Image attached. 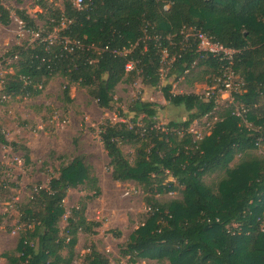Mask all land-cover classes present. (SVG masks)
I'll list each match as a JSON object with an SVG mask.
<instances>
[{
  "label": "trees",
  "instance_id": "trees-1",
  "mask_svg": "<svg viewBox=\"0 0 264 264\" xmlns=\"http://www.w3.org/2000/svg\"><path fill=\"white\" fill-rule=\"evenodd\" d=\"M33 1L46 10L38 15L44 26L39 28L26 11H16L23 28L39 35L4 54L16 58L8 65L14 70L5 76L0 99L1 93L36 97L57 74L67 81L63 94L68 101L70 85L77 84L98 107L110 109L117 84L139 78L157 87L164 66L167 76L176 77L201 67L206 83L213 84L220 62L202 56L198 40L186 35L189 28L237 51L233 69L245 90L234 94L208 135L195 138L190 126L217 107L216 97L174 94L168 84L161 87L163 97L183 106L187 119L156 127V104L137 99L129 107L132 126L106 121L99 136L112 179L134 182L147 195L143 221L119 246L129 264L145 257L157 264H264V155L252 153L264 145V106H258L264 95V0H84L81 8L64 0L62 9ZM9 23L10 12L0 0V24ZM54 29L58 34L48 38ZM140 116L142 126L136 125ZM250 121L253 127L246 125ZM0 142L16 146L2 133ZM122 144H139L133 160L124 155ZM236 154L239 159L231 165ZM211 174H217L216 180L204 183L203 176ZM80 185L99 194L97 179L81 155L62 164L47 187L32 189L20 206L24 227L18 234V256L8 255L6 264H74L77 234H97L100 226L86 219L83 207L72 208L65 228L59 226L67 190ZM5 187L0 183V191ZM175 189L181 199L157 200ZM108 232L121 236L118 229ZM86 249L80 264H112L94 243Z\"/></svg>",
  "mask_w": 264,
  "mask_h": 264
},
{
  "label": "rangeland",
  "instance_id": "rangeland-1",
  "mask_svg": "<svg viewBox=\"0 0 264 264\" xmlns=\"http://www.w3.org/2000/svg\"><path fill=\"white\" fill-rule=\"evenodd\" d=\"M63 1L45 0L48 6L59 9H62ZM1 3L10 12V23L7 26L0 24V56L4 57L14 47L26 46L25 44L33 42L35 38L34 34L23 28L16 11H26L42 29L44 20L38 15L46 10L36 5L33 0H1ZM57 34L58 29H54L50 36ZM1 69L5 76L12 74L14 70L8 64ZM202 69L194 67L186 75L176 77V74L167 76L168 66H164L157 87L144 85L139 78L131 84L119 83L114 89L110 109L98 107L87 90L77 84L70 85L68 101L63 94L67 81L57 74L49 78L41 94L36 97L16 95L0 99V134H3L8 143H16V146H10L0 142V183H6V187L0 191V264H6L8 255L18 256V234L24 227L23 223H19L20 206L28 201L32 189L35 186L47 187L50 178L58 176L60 166L79 155L90 166L91 175L96 177L100 191L93 196L95 191L86 185L68 189L63 200L65 215L59 226L61 230L65 228L66 218L74 207H83L86 219L97 221L100 226L97 234H77L73 262L80 264L87 246L94 243L99 251L108 256L112 264H129L126 257L120 256L119 246L128 241L131 232L143 221L148 210L145 203L147 195L134 182H117L112 179L109 158L100 141L99 127L106 121H124L132 126L131 118L134 114L129 111V107L137 99L156 104V127L164 129L170 121L187 119L188 112L184 107L174 106L166 101L161 87L170 84V92L174 94L211 93L214 83H206L208 75ZM213 77L214 74L212 79ZM238 77L242 80L239 75ZM213 89L217 107L191 124L190 130L195 138L208 135L220 113L233 101L231 97L220 95L216 86ZM259 105L264 106V95L259 99ZM237 109L239 107L236 104V112ZM253 124L251 121L246 123L249 127H253ZM136 125L142 126L141 116ZM138 147L139 144H122L121 150L131 161ZM252 153L264 155V145L259 144ZM26 156L29 158L28 162H25ZM238 159L239 154H236L230 164L234 165ZM216 178L217 174L205 175L203 182L212 183ZM156 198L164 203L181 199L182 194L175 189L157 195ZM111 229L120 230V238L113 237L108 232ZM137 264L157 262L145 257L139 259Z\"/></svg>",
  "mask_w": 264,
  "mask_h": 264
},
{
  "label": "built area",
  "instance_id": "built-area-1",
  "mask_svg": "<svg viewBox=\"0 0 264 264\" xmlns=\"http://www.w3.org/2000/svg\"><path fill=\"white\" fill-rule=\"evenodd\" d=\"M73 4L77 8H81L84 5V0H73ZM31 34H34L35 38H37L39 35L38 33H31ZM186 35H192L198 40L197 49L199 52L202 53L203 57L210 55L216 58L220 62V69H219L220 74L218 76H215L213 80L214 81L213 87L216 86L217 91L220 95L222 96L226 95L227 97H231V99L233 100L234 94L242 93L245 90L243 88L244 85L243 80L239 79L238 75L234 72L233 69L234 57L237 52L236 50L225 47L221 43L215 41L212 37L208 36L203 32L195 30L194 28L187 29ZM48 38H52V36H49ZM15 58L16 56L13 59ZM13 59L11 57L0 56V91L3 90L5 86V75L3 74L4 72L2 71L1 68L6 64L10 65ZM131 67L132 64L128 63L126 65V70H130ZM213 87L211 89V93L210 91H208L207 94H203L202 96H204V98H209L211 97V95L216 96ZM8 97H10V95L1 93V99H7ZM242 111L244 112L245 110Z\"/></svg>",
  "mask_w": 264,
  "mask_h": 264
}]
</instances>
